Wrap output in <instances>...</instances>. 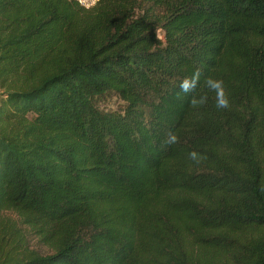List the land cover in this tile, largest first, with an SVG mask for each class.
<instances>
[{"label": "trees", "instance_id": "1", "mask_svg": "<svg viewBox=\"0 0 264 264\" xmlns=\"http://www.w3.org/2000/svg\"><path fill=\"white\" fill-rule=\"evenodd\" d=\"M2 212L0 264H264V0H0Z\"/></svg>", "mask_w": 264, "mask_h": 264}, {"label": "clouds", "instance_id": "2", "mask_svg": "<svg viewBox=\"0 0 264 264\" xmlns=\"http://www.w3.org/2000/svg\"><path fill=\"white\" fill-rule=\"evenodd\" d=\"M199 80H200V72L199 70H197L196 72L193 73L192 77L190 78L185 77L180 82L179 84L180 92L184 94L192 92L193 90L197 88ZM205 85L207 86V88H209L210 90L216 93V107L218 109H227L230 106V102L225 92L222 80H214L209 77V78H206ZM190 102L193 105H196L197 103L204 104L207 102V95L205 94L201 96L199 101H197L196 98L193 97ZM177 142H178V138L175 136V134L169 133L168 136L166 137L165 143L173 144ZM189 158L192 159L193 161L199 162L198 153L196 152L189 153Z\"/></svg>", "mask_w": 264, "mask_h": 264}, {"label": "rangeland", "instance_id": "3", "mask_svg": "<svg viewBox=\"0 0 264 264\" xmlns=\"http://www.w3.org/2000/svg\"><path fill=\"white\" fill-rule=\"evenodd\" d=\"M17 81L19 82V80ZM95 103L98 107L114 110L118 108L120 101L118 100V98L110 94H102L100 96L95 97ZM3 216L4 217L7 216L10 219V222L13 221L17 224V226H19L15 216L12 215L11 213L2 212L0 214V217H3ZM26 241H27L26 245L29 249H36L37 251L41 253H49V250L45 246H42L41 244H39V242L34 237H31L30 234L26 236Z\"/></svg>", "mask_w": 264, "mask_h": 264}, {"label": "built area", "instance_id": "4", "mask_svg": "<svg viewBox=\"0 0 264 264\" xmlns=\"http://www.w3.org/2000/svg\"><path fill=\"white\" fill-rule=\"evenodd\" d=\"M75 1L82 8H89L95 2V0H75Z\"/></svg>", "mask_w": 264, "mask_h": 264}]
</instances>
